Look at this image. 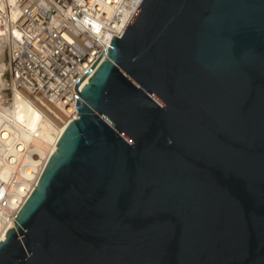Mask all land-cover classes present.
<instances>
[{
    "label": "water",
    "instance_id": "95a60500",
    "mask_svg": "<svg viewBox=\"0 0 264 264\" xmlns=\"http://www.w3.org/2000/svg\"><path fill=\"white\" fill-rule=\"evenodd\" d=\"M104 52L0 264H264V0H142L78 92Z\"/></svg>",
    "mask_w": 264,
    "mask_h": 264
},
{
    "label": "built area",
    "instance_id": "2783aa9c",
    "mask_svg": "<svg viewBox=\"0 0 264 264\" xmlns=\"http://www.w3.org/2000/svg\"><path fill=\"white\" fill-rule=\"evenodd\" d=\"M142 0H0V156L40 155L39 128L45 119L58 126L74 119L75 83L99 58L77 91L107 57ZM76 96V97H75ZM16 98L20 105L16 106ZM35 118L19 119L22 106ZM18 107V108H17ZM71 109L66 113V109ZM28 115V114H27ZM16 119L29 139L6 144L5 124ZM70 122V121H69ZM7 158L6 161H7ZM1 187V186H0Z\"/></svg>",
    "mask_w": 264,
    "mask_h": 264
},
{
    "label": "bare ground",
    "instance_id": "6f19581e",
    "mask_svg": "<svg viewBox=\"0 0 264 264\" xmlns=\"http://www.w3.org/2000/svg\"><path fill=\"white\" fill-rule=\"evenodd\" d=\"M88 82V81H87ZM20 105L19 98H16V106ZM18 108V107H17ZM71 109H66L68 113ZM78 113V111H77ZM32 119L35 114L32 113ZM78 115L74 117L77 119ZM65 117L58 126L50 120L45 119L38 126L39 139L31 140L37 146H40V155L30 156H12L6 159L0 156V240L6 238L5 233L9 228H15L13 219L16 217L26 199L37 185V182L45 168V165L51 154L56 148L61 133L66 125L72 120ZM27 126L16 119L13 124H5L3 137H6V144H10L13 139H29L28 133L23 129ZM20 237V235H19Z\"/></svg>",
    "mask_w": 264,
    "mask_h": 264
}]
</instances>
